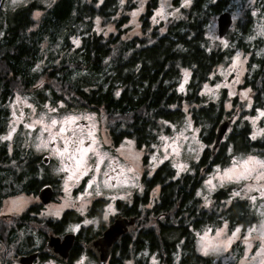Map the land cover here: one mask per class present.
Instances as JSON below:
<instances>
[{
    "label": "trees",
    "instance_id": "16d2710c",
    "mask_svg": "<svg viewBox=\"0 0 264 264\" xmlns=\"http://www.w3.org/2000/svg\"><path fill=\"white\" fill-rule=\"evenodd\" d=\"M0 0V133L9 112L5 107L15 95L29 96L42 103L63 101L71 108H83L103 115L114 145L125 139L146 149L141 175L143 191L135 194L136 207L124 203L119 210L124 216H137L136 227L125 234L123 243L111 257L110 264H127L146 249L161 264H212L213 258L197 253L190 229L227 222L231 227L255 221L248 204L236 199L226 205L231 187L214 195L213 206L205 208L196 197L206 175L217 166L230 163L233 153L264 155V139L253 138L252 127L241 118L233 121L215 154L211 147L215 127L235 114L225 111L222 103H204L200 92L210 75L226 65L231 50L209 49L205 29L211 17L225 11L231 0H191L178 16L154 24L153 16L160 0H147L140 17V34L125 38L130 32V13L135 0H55L49 6L33 0L10 13L3 12ZM178 0H173L177 5ZM260 9L264 10V0ZM39 13L36 16L35 13ZM240 28H250L248 12ZM99 19L103 26L113 25L115 32L96 33L92 27ZM85 24L80 45L73 42L77 26ZM241 38V37H240ZM244 43V42H243ZM240 40L238 47L250 54L253 71L243 77L242 88L252 93L253 107H264V55L256 57ZM183 71L190 73L188 91L182 93L177 80ZM235 107H242L234 100ZM189 112L195 128L212 124L203 134L206 145L192 168L178 174L169 162L149 170L152 141L155 135ZM246 115L247 111L242 110ZM241 112V113H242ZM249 114L253 115L252 111ZM236 118V117H235ZM38 161L31 152L15 149L9 155L0 143V205L20 193L36 195L41 186L56 183V178L38 176L32 164ZM15 163L22 164L18 172ZM101 209V206H95ZM95 216H100V210ZM66 212L61 221L38 218L35 208L9 217L0 225V262L11 259L30 244L13 250L16 238L26 227L37 224L46 231L60 232L70 221ZM8 222V224H7ZM41 250H46V232L41 231ZM128 233V234H129ZM12 257V258H11Z\"/></svg>",
    "mask_w": 264,
    "mask_h": 264
},
{
    "label": "rangeland",
    "instance_id": "374dc122",
    "mask_svg": "<svg viewBox=\"0 0 264 264\" xmlns=\"http://www.w3.org/2000/svg\"><path fill=\"white\" fill-rule=\"evenodd\" d=\"M33 0H4L1 4L3 12H12L25 6ZM40 4L49 6L55 0H35ZM147 0H135L136 8L130 13L128 27L130 32L125 38H131L140 33V17L144 12V5ZM126 0H121L124 5ZM262 0H231L226 6V11L231 12L234 23L230 32L219 38L217 29V16L211 17L205 29V38L209 49L231 50L233 51L230 61L223 66H219L210 75L209 81L205 83L200 92L204 103H216L223 105L225 111H235L236 118H241V123L247 120L252 127L253 136L264 139V107L254 108L252 93L249 89H243V77L246 73L253 71L256 64L250 62V54L239 48L241 40L253 51L256 57L264 55V10L260 9ZM191 3V0H190ZM185 6L184 0H178L177 5H173V0H160L159 6L154 12L153 22L159 24L170 17L178 16ZM159 11L163 15H158ZM250 13L252 22L247 32L243 33L240 25L245 21L247 13ZM135 13V15H133ZM77 32L73 42L79 46V39L82 38L85 24L77 26ZM96 33L108 35L115 32L113 25L103 26L99 19L92 25ZM241 37V38H240ZM235 61V63H234ZM190 73L183 71L177 80L178 88L183 93L188 91ZM219 85V87H217ZM234 100L244 107H235ZM9 115L3 123V130L0 133V143L6 144L9 155L14 154L15 149L31 152L38 161L32 164L33 170L38 176L53 177L58 180V197L55 203L40 208L38 218L57 219L71 206L81 203L77 209L81 215L87 212V202L94 194L121 193L129 198L135 192H142L143 185L141 175L144 171L143 158L146 149L140 150L132 139H125L117 146L111 140L109 130L103 115L99 112L81 108H71L65 102L44 101L42 103L29 96L15 95L6 106ZM242 110L247 111L246 115ZM253 112V115L249 114ZM242 112V113H241ZM66 117H76L75 120L64 123ZM56 120V125H51V121ZM63 125L65 131L60 133ZM161 126H170V132L165 133L160 130L152 141L149 170L151 173L165 162H169L178 174L188 172L193 164L198 161L206 145L202 136L212 127V124H205L202 128H195L187 112L185 116L174 124L162 122ZM217 126L214 129L216 131ZM230 130V128H229ZM228 130V131H229ZM91 134V135H89ZM252 136V137H253ZM53 137H55L53 139ZM65 140L69 144V152L60 155L57 149H63ZM83 140V147L90 150L84 155L83 163L79 168L73 159H69L72 152V141ZM79 154L77 153V156ZM230 155V163L225 166L215 167L211 173L206 175L201 186L196 191V197L201 200L205 208L210 209L214 203V195L220 189L231 187L230 197L226 201L229 205L232 201L239 199L247 202L250 212L254 215L255 221L248 225H237L231 227L229 223L206 225L193 231L195 249L198 254L212 257V264H260L264 260V249L260 248L262 226H264V168L260 167L256 161H264V155L233 153ZM249 157H255V161H248ZM47 160V161H46ZM245 161H248L245 164ZM18 172L23 170L22 164L15 163ZM245 168L252 169L246 176L240 179H222L225 169H233L235 173L244 172ZM85 181L83 184L82 182ZM91 181V183H89ZM112 181L116 182L113 186ZM211 181V183H207ZM199 193V195H198ZM99 195V194H98ZM121 196V197H122ZM254 198V199H253ZM40 200L36 195L20 193L17 196L9 197L0 205V225L11 217L20 215L28 208L38 206ZM108 207L103 211L99 221L90 225L99 226L102 221H107L114 211ZM110 209V210H109ZM10 217V218H9ZM8 224V222H7ZM102 224V223H101ZM71 225V224H70ZM13 244V250L22 247V243L29 241L33 246L43 244L41 231H46L45 227L32 224L26 227ZM75 225L67 229H76ZM239 228V232L233 236V232ZM92 229V228H91ZM251 229V231H249ZM207 246V254L203 250ZM28 250V247L21 252ZM12 258V257H11ZM11 259V264H18ZM0 264H2L0 262ZM37 264H67L56 260H42ZM76 264H92L91 261L83 259ZM127 264H161L155 254L142 251L130 259Z\"/></svg>",
    "mask_w": 264,
    "mask_h": 264
},
{
    "label": "flooded vegetation",
    "instance_id": "af4514ba",
    "mask_svg": "<svg viewBox=\"0 0 264 264\" xmlns=\"http://www.w3.org/2000/svg\"><path fill=\"white\" fill-rule=\"evenodd\" d=\"M233 23H234V20H233ZM117 145H114V146H117ZM56 182L58 183L57 179H56ZM82 183L84 184L85 181H83ZM112 183H113L112 184L113 186L116 185L115 181H112ZM44 187H51L52 188V190H53V198H52V200L49 203H55L56 200H57L58 194H59L58 193V189H57V184L56 183L45 184V185L41 186V189L44 188ZM137 193H139V192L137 191V192L133 193L131 196H129V198H126V197L122 196L121 193H118V194H116V193H112V194L97 193V194H94L93 197L88 200L87 206H86L87 207V212L84 215H81L80 212L77 210L81 206V203L78 202L76 205L71 206L69 209H67L61 215L60 218L55 219L56 221L57 220L61 221L62 218L64 217V214L66 212H69L70 214H72L71 220L67 221L64 225L60 226L62 228L61 229L62 231L57 232V233L53 232V233L49 234V236L56 235V236H60L61 238H63L64 235L68 234V233L74 234L73 243H72L71 249L69 251V257L65 261V263H67V264H76L77 262L82 261L83 259L87 258V260L91 261L92 264H100L98 262L97 256L88 248V245L91 242H93L94 240H96L99 237H101L103 235V232L105 231V229H107L108 226L110 224H112L117 217H119V216L130 217V216H124L122 211L119 210V208L122 205H124V203H127V204L132 203V207H136L135 200L133 199V196L135 194H137ZM36 196L39 199L38 193L36 194ZM48 204H46V205H48ZM46 205H43L41 202H39L38 206H34L32 208H35V210L37 211V214H38L39 211H40V208H43ZM98 205L101 206V209L95 207V206H98ZM110 206L113 207V208H110V209H112L114 211V213L111 215V217L107 221H105V220H104V222L102 221L101 222L102 224L99 223L98 227H97L98 224L95 225V228H97V229H93L94 225H90L92 229L90 227H87L86 221H91L92 224H94V222H96V220L99 221L100 217L99 216H95V214H93V213H97L96 211L100 210V213H101V216H102L103 211L106 210ZM70 224L72 226L75 225L77 228L72 230V231H69L67 228L69 226H71ZM190 229L192 230V233H193V231L197 230V229H193L192 227ZM127 235L132 236L134 234L133 233H129V234L127 233ZM49 236H48V238H49ZM124 236H126V235L121 236L118 239V241L114 244L113 249H112V251H111V253L109 255V258H108V260H107V262L105 264H110L111 257L114 254V252L117 250V248L122 245ZM48 238L45 241V248H46V242H47ZM29 244H30V246L27 245L28 246V250H25V251L21 252L20 254H18L14 258V261L19 256L30 255L32 253H38V257H37V259H35L33 264H37L39 261H42L44 259L45 260H47V259L55 260L47 253V248L44 251V250H41V245L35 247V246H33L32 243H29ZM194 246H195V244H194ZM143 251H146V249L143 250Z\"/></svg>",
    "mask_w": 264,
    "mask_h": 264
},
{
    "label": "water",
    "instance_id": "95a60500",
    "mask_svg": "<svg viewBox=\"0 0 264 264\" xmlns=\"http://www.w3.org/2000/svg\"><path fill=\"white\" fill-rule=\"evenodd\" d=\"M217 33L219 38H224L231 30L233 25V17L231 12L224 11L217 18ZM236 113L231 117L223 120L217 125L215 131V140L211 147V151L215 154L220 147L225 135L233 123ZM38 197L43 205L48 204L53 198V190L51 187H44L38 192ZM138 217H123L119 216L115 221L108 226L103 232V235L94 240L88 245V248L97 256L100 264H105L109 258V255L113 249L114 244L118 239L131 232L137 224ZM74 239V234H65L63 238L56 235L49 236L46 242L47 253L55 260L65 262L69 257V251L71 249ZM38 253H32L30 255H22L16 258L19 264H33L37 259Z\"/></svg>",
    "mask_w": 264,
    "mask_h": 264
},
{
    "label": "snow or ice",
    "instance_id": "6c2138e0",
    "mask_svg": "<svg viewBox=\"0 0 264 264\" xmlns=\"http://www.w3.org/2000/svg\"><path fill=\"white\" fill-rule=\"evenodd\" d=\"M13 3H17V0H13ZM190 3V0H184V4L185 6H187V4ZM158 15H163L162 11H159L157 13ZM36 16H39V13H35ZM133 15H135V13H133ZM235 63V61H234ZM217 87H219V85H217ZM262 115H264V113H262ZM76 117H66L64 123H69L73 120H75ZM57 121L56 120H52L51 121V125H56ZM65 131V128L63 127V125L60 127V133H63ZM264 131V130H262ZM91 135V134H89ZM55 137H53L54 139ZM253 138H255V136H253ZM90 150V146L89 147H83V140H73L72 141V152L69 155V159H73L76 162V166L77 168H79L81 166V164L83 163L84 160V155ZM58 154L63 155V153H67L69 152V144L68 141L65 140V144L63 149H57L56 150ZM77 153L79 154L77 156ZM248 161H255V157H249ZM248 161H245V164L248 163ZM256 163H258L260 165V167L264 168V161H256ZM252 169L250 168H245L244 172L242 173H235L233 169H225L224 170V175L223 177H221L222 179L227 178L229 180L235 178V179H240L241 176H246L249 172H251ZM91 183V181L89 182ZM207 183H211V181H208ZM199 195V193H198ZM262 195H264V193H262ZM254 199V198H253ZM87 223V221H86ZM262 229H264V226H262ZM249 231H251V229H249ZM239 232V228H237L234 232H233V236L236 235V233ZM260 248L264 249V230H262L261 232V244H260ZM205 251V254H207V246H205V248L203 249ZM260 264H264V260L260 261Z\"/></svg>",
    "mask_w": 264,
    "mask_h": 264
}]
</instances>
